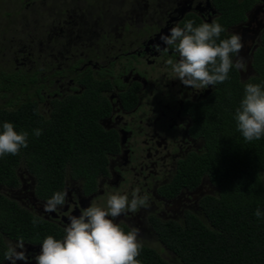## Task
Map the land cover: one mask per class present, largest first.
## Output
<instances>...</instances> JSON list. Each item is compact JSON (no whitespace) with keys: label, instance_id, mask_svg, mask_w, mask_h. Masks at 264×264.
Here are the masks:
<instances>
[{"label":"flooded vegetation","instance_id":"1","mask_svg":"<svg viewBox=\"0 0 264 264\" xmlns=\"http://www.w3.org/2000/svg\"><path fill=\"white\" fill-rule=\"evenodd\" d=\"M238 1L249 6L245 18L225 34L242 36L239 56L246 66L237 71L244 82L258 75L254 57L264 42V0ZM220 15L216 0H0V109L28 112L33 127L61 146L69 126L60 104L81 102L90 93L95 121L107 137L101 143L108 147L106 161L95 164L90 175L95 180L66 161L67 195L56 211H44L48 199L38 197L36 176L27 165L17 168L18 187L0 188L63 230L70 215H80L93 202L106 206L107 192L131 198L139 188L149 207L115 222L125 231L138 229L142 246L170 258L162 226L184 225L191 215L206 221L202 201L218 191L206 174L196 186L184 182L185 167L208 151L201 106L216 86L197 92L173 79L166 60L179 56L160 37L192 17L211 23ZM232 59L235 65L237 56ZM27 102L35 107L22 106ZM25 245L29 264H35L41 244Z\"/></svg>","mask_w":264,"mask_h":264},{"label":"trees","instance_id":"2","mask_svg":"<svg viewBox=\"0 0 264 264\" xmlns=\"http://www.w3.org/2000/svg\"><path fill=\"white\" fill-rule=\"evenodd\" d=\"M216 2L221 12L216 21L224 28L220 38H228L226 29L244 19L249 6L238 0ZM191 19L196 25L202 23L200 18ZM254 58L257 76L241 82L233 66L229 78L215 85L216 89L201 106L205 112L202 125L208 151L185 167L189 177L184 182L196 186L206 174L217 187L215 195H208L202 201L206 221L191 215L184 225L162 226L161 241L173 255L166 258L156 249L143 245L137 257L140 264H264V136L246 141L235 119L245 84H260L264 89V42ZM22 106L35 107L29 102ZM60 106L65 109L63 122L69 126L68 137L61 146L57 144L59 140L55 143L43 132L39 137L33 134L35 122L28 112L0 109V131L4 122H11L15 130L29 134L27 148H22L18 155L0 157L1 187H18L17 168L27 165L36 176L38 197L49 199L63 190L66 161L76 173L95 180L90 175L95 164L102 166L106 161L104 149L108 150L101 143L107 137L95 121V97L89 93L81 102L66 101ZM257 208L262 213L260 218L255 215ZM34 216L40 218L37 225L32 223ZM48 235L61 239L64 231L0 188V264L7 260L4 253L10 241L23 237L25 242L42 244Z\"/></svg>","mask_w":264,"mask_h":264},{"label":"clouds","instance_id":"3","mask_svg":"<svg viewBox=\"0 0 264 264\" xmlns=\"http://www.w3.org/2000/svg\"><path fill=\"white\" fill-rule=\"evenodd\" d=\"M222 32L224 28L215 20L198 25L188 20L183 27L173 26L168 34L162 35L163 44L174 47L179 56L178 60H166L172 78L200 92L225 82L233 66L244 69V58L239 56L244 47L242 36L233 33L221 39ZM233 55L237 56L235 65ZM244 88V97L235 114L238 131L246 141L259 140L264 136V89L252 82L246 83ZM2 129L0 157L18 155L22 148L28 147V132H18L11 122H4ZM33 134L39 137L42 129H35ZM66 195L63 191L55 192L44 203V211H56L58 206L64 205ZM148 207L149 197L142 195L139 188L132 191L131 198L119 191L107 192L106 206L93 202L82 209L80 215L68 217L69 223L61 239L48 235L34 257L35 264H140L137 259L142 250L139 230L125 231L115 218ZM255 215L261 217L259 208ZM32 223L39 224L40 218L34 216ZM4 255L11 264H17V261L29 264L23 237L14 244L10 242Z\"/></svg>","mask_w":264,"mask_h":264}]
</instances>
